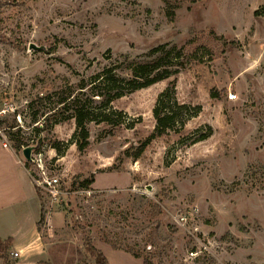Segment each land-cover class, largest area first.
<instances>
[{
	"label": "rangeland",
	"instance_id": "obj_1",
	"mask_svg": "<svg viewBox=\"0 0 264 264\" xmlns=\"http://www.w3.org/2000/svg\"><path fill=\"white\" fill-rule=\"evenodd\" d=\"M159 56L174 73L131 90ZM172 82L176 125L130 156ZM79 108L98 117L84 150ZM2 120L0 159L60 182L56 198L32 178L46 243L10 237L11 263L96 264L89 241L110 264H264V0H0Z\"/></svg>",
	"mask_w": 264,
	"mask_h": 264
},
{
	"label": "trees",
	"instance_id": "obj_2",
	"mask_svg": "<svg viewBox=\"0 0 264 264\" xmlns=\"http://www.w3.org/2000/svg\"><path fill=\"white\" fill-rule=\"evenodd\" d=\"M181 53H178V56H180ZM162 56H159L156 60L146 63L139 64L134 69V75H139L140 71L143 76L140 80L139 78L135 77L133 79L126 80L128 84L130 85V89H138L140 87H146L150 86L158 81L167 79L171 76L173 72V69L171 68L174 64H169L168 67L164 68L163 70H159L160 66L162 65ZM107 79L111 82L117 83L120 79L119 76L114 74L112 71H109L107 74ZM174 83H170V85L160 94L158 97L157 104L154 108V115L156 118V126L153 130V132L150 134L148 138L143 140L141 144L134 148L133 152L129 153L130 156H133L134 158H140L143 152L145 151L147 145L150 143V141L156 137H160L164 135L169 129H173L178 121V112H175V110L172 109L171 106H168L166 98H173L174 97ZM117 95H119L117 93ZM176 104V103H175ZM179 109H183L186 107L185 104L178 105ZM102 114V113H101ZM91 120H97L98 117L95 116L94 112H91L90 110H83L82 108L78 109V112L76 113V121H77V127L80 131V140H78L79 148L81 150H84L89 145V137L90 133L87 129V121ZM109 119V117L107 118ZM109 124H116L118 123L117 120L110 121L107 120ZM0 125H3V120L0 121ZM18 124H11L7 126L6 128H9V130H13V128L17 127ZM20 128L18 127V131ZM14 140V141H13ZM8 142H12V146L15 148L17 153H20V151L30 145L29 142H24L22 136H16L15 138H12L8 140ZM8 143V144H9ZM41 143L36 145V151H39L41 149ZM130 151V150H128ZM26 166H28V162L25 163ZM95 182V176L92 175L89 178L84 179L81 182V185L85 188L90 187ZM41 223V222H40ZM11 244V238L8 239H2L0 237V257H3L6 264H12L8 257V251H9V245ZM87 250L91 253L92 256L95 257L96 264H110L106 258V256L103 254L102 251L97 249L95 246L91 245L89 241L87 242ZM137 256V255H136ZM144 264H148V260H144Z\"/></svg>",
	"mask_w": 264,
	"mask_h": 264
},
{
	"label": "crops",
	"instance_id": "obj_3",
	"mask_svg": "<svg viewBox=\"0 0 264 264\" xmlns=\"http://www.w3.org/2000/svg\"><path fill=\"white\" fill-rule=\"evenodd\" d=\"M16 161L25 168L23 169L25 171L17 166ZM16 161L0 159V237L2 239L11 237L19 244L25 242L21 251L34 250L35 246H43L46 243L41 235L40 224V217L45 212L37 198L35 184L28 168L21 160ZM48 218L49 215L46 218L44 216L43 223L49 232L51 228ZM25 220H27V226L25 225L27 231H21L18 227L22 225L16 223Z\"/></svg>",
	"mask_w": 264,
	"mask_h": 264
},
{
	"label": "built area",
	"instance_id": "obj_4",
	"mask_svg": "<svg viewBox=\"0 0 264 264\" xmlns=\"http://www.w3.org/2000/svg\"><path fill=\"white\" fill-rule=\"evenodd\" d=\"M230 99H236L237 98V94H230ZM0 135H3L4 136V134H3V131L0 129ZM5 137V136H4ZM8 143L7 142H4V145L6 146ZM24 149V148H23ZM31 160H33V161H36V158L33 156V154H32V159ZM40 167H41V172H39L38 173V175H39V177L38 178H36V176L35 175H33V173L32 172H30L29 171V169H28V171L30 172V175L32 176V178L34 179V181H35V183L39 186V187H43V188H46V189H48L49 190V192L51 193V194H53L56 198H57V196L59 195V189H58V186H59V179L55 176V177H48V175H47V172L45 171V169L41 166V165H39ZM35 174V173H34ZM44 176H43V175ZM186 217H187V215L186 214H182L181 216H180V218L182 219V220H186ZM12 254V256H17L18 255V253L17 252H12L11 253Z\"/></svg>",
	"mask_w": 264,
	"mask_h": 264
},
{
	"label": "water",
	"instance_id": "obj_5",
	"mask_svg": "<svg viewBox=\"0 0 264 264\" xmlns=\"http://www.w3.org/2000/svg\"><path fill=\"white\" fill-rule=\"evenodd\" d=\"M31 48H37L35 44H31ZM36 149V146L29 145L23 149V155L27 161H30L32 158V153Z\"/></svg>",
	"mask_w": 264,
	"mask_h": 264
}]
</instances>
